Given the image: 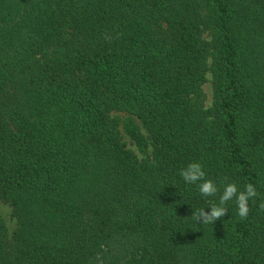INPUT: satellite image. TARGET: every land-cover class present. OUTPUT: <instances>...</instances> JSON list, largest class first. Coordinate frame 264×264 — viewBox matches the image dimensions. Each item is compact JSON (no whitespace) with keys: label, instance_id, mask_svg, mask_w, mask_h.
Returning a JSON list of instances; mask_svg holds the SVG:
<instances>
[{"label":"trees","instance_id":"trees-1","mask_svg":"<svg viewBox=\"0 0 264 264\" xmlns=\"http://www.w3.org/2000/svg\"><path fill=\"white\" fill-rule=\"evenodd\" d=\"M0 198V264H264V0H0Z\"/></svg>","mask_w":264,"mask_h":264},{"label":"clouds","instance_id":"clouds-1","mask_svg":"<svg viewBox=\"0 0 264 264\" xmlns=\"http://www.w3.org/2000/svg\"><path fill=\"white\" fill-rule=\"evenodd\" d=\"M179 174L185 183L197 185L199 193L204 197L215 196L218 192L216 184L210 179H205L206 174L200 163H189L186 168L181 169ZM256 197L257 190L251 183L246 184L243 190H239L235 183H227L219 196V202L208 207L210 211H205V208L197 209L192 212L190 218L198 224H214L228 214L227 202L235 200L237 215L244 220L250 211L249 200L255 202ZM258 207L264 212V201Z\"/></svg>","mask_w":264,"mask_h":264},{"label":"rangeland","instance_id":"rangeland-1","mask_svg":"<svg viewBox=\"0 0 264 264\" xmlns=\"http://www.w3.org/2000/svg\"><path fill=\"white\" fill-rule=\"evenodd\" d=\"M204 91L207 95L206 104L209 107L212 103V97H213L211 76H208V82L204 86ZM112 116L117 117L122 123L121 131H122V137L125 143L128 145L130 149H132L139 156V158H143L144 154L140 151L136 142L130 137V135L124 129L123 123L126 119L129 118V115L125 112H113ZM139 125L141 126L140 123ZM142 132L145 134V131L143 129H142ZM0 214L3 217L8 227L9 235L11 237L18 227L17 221L15 217L13 216V208L11 207V205L3 201L1 198H0Z\"/></svg>","mask_w":264,"mask_h":264}]
</instances>
